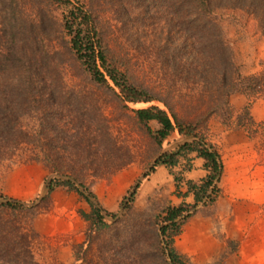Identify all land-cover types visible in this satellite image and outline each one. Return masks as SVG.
Wrapping results in <instances>:
<instances>
[{"label":"rangeland","instance_id":"1","mask_svg":"<svg viewBox=\"0 0 264 264\" xmlns=\"http://www.w3.org/2000/svg\"><path fill=\"white\" fill-rule=\"evenodd\" d=\"M29 3L32 13L44 3L48 15L56 20L57 29H48L46 49L50 54L40 73L27 71L18 75L15 70H10L0 74V116L16 117L22 135L27 137L0 159V193L24 203L35 201L38 191L33 196L27 193L29 197H23L24 180L38 177L40 170L30 164L44 161L46 152L59 166L73 167L88 188L91 182L108 181L113 174L127 171L123 178L131 175L132 179L133 176L130 189L139 183V197L131 214L119 222L116 221L124 214L123 209L119 215L122 199L114 204H101L105 207L112 205L109 212L117 215V219L105 217L110 228L95 232L89 238L84 228L79 234L58 236L55 242L33 235L37 227L46 224L34 221L36 217L51 212L60 215V210L54 209L52 197L39 207L27 206L31 210L14 211L0 207V264H30L31 257L36 264H166L159 247V226L149 216L156 211L157 191L152 183L156 180L140 177L160 153L159 148L116 93L91 79L70 50L68 35L59 26L70 6L83 4L96 21L111 64L127 71L131 80L148 90V95L166 97L170 93V102L182 115L184 110L190 112L201 102L196 101L200 87L183 82L173 73L178 67L164 60L165 55L171 54V43L167 38L171 27L164 21L163 10L159 6H151L149 10L145 3L140 6L134 0H29ZM213 15L240 72L245 76L263 74L264 35L256 18L244 9L228 7L215 9ZM145 23H151L155 33H147ZM27 30L26 27L25 32ZM9 36L7 34L6 38ZM28 42L25 38L24 46L27 47ZM32 74L37 82H46L44 87L36 88L32 102L19 100V91L16 95L9 93L7 83L19 79L22 82L19 87L24 89L22 85L29 84ZM262 89L259 93L240 94L248 101H264V87ZM153 104L164 108L156 100L128 103V107L137 109ZM238 113L234 114L233 121ZM238 117L245 122L243 128L254 138L260 160L264 161V121L250 120L244 109ZM34 135H40L44 149L28 140ZM174 140L176 137L172 134L162 147ZM54 152H57V160ZM102 198L107 196L102 195ZM57 202L61 205L64 200L58 199ZM76 209L73 212H77ZM248 237L253 239L255 236ZM248 243L244 249H238L236 242L229 243L233 255L227 260L219 259L208 264H264V243L252 240ZM254 244L257 247L252 246Z\"/></svg>","mask_w":264,"mask_h":264},{"label":"trees","instance_id":"2","mask_svg":"<svg viewBox=\"0 0 264 264\" xmlns=\"http://www.w3.org/2000/svg\"><path fill=\"white\" fill-rule=\"evenodd\" d=\"M53 1L63 2V0ZM65 1L69 2V0ZM134 1L140 6L145 3L149 10L151 6H159L163 10L164 21L171 27V30L167 31L171 54L165 55L164 60L178 67L173 73L183 82L200 87L196 101L201 102L190 112L184 110L182 115L178 113L170 102L172 101L170 93L166 97L148 95V90L131 80L127 71L111 64L103 48L96 21L83 4L70 6L59 26L68 35L67 43L70 50L86 68L91 79L116 93L123 105L133 112L137 122L158 146L159 151L163 142L175 130L181 136H194V140L179 144L160 154L144 175L145 178L157 165H164L173 176L176 194L183 197L192 196V202L182 201L177 205H167L154 211L152 215L149 214L154 219L155 225L160 226L157 231L159 247L166 264H190L188 259L176 249L174 239L180 234L185 221L199 209L200 204L208 206L217 199L220 193L218 183L224 168L221 154L207 136V121L211 116H216L224 125H230L233 112L229 105V96L233 93H259L264 87V73L245 76L240 72L213 13L215 9L222 7L244 9L256 18L261 34L264 35V0ZM30 8L32 7L29 0H0V74L10 70H15L18 75L27 71L40 73L47 65L50 54L46 49L48 29L51 27L56 31L57 23L50 14L48 15L44 3L34 9V13L30 12ZM166 8L169 10L167 11ZM26 27L27 32H25ZM144 27L148 30L147 33L153 34L156 31L151 23H145ZM7 34L12 37L6 38ZM25 38L29 40L27 47L24 46ZM170 57L171 60H168ZM18 80H12L6 84V87L9 88L10 94L16 95V91H19L18 99L27 102H32L30 100L35 98L36 88L44 87L46 83L37 82L32 74L29 77V84L22 85L25 87L22 89L19 87L22 82ZM153 100L161 102L164 108L154 104L137 109L128 107V103ZM18 105L20 106V101ZM26 108L25 106V110ZM244 112L251 120L246 108ZM238 114L236 124L246 127ZM22 133L16 117L0 116V159L24 138L27 139ZM28 140L44 149L40 135H34ZM54 155L57 160V152H54ZM193 157L203 160L206 174L199 181H184L183 174L191 169ZM40 162L49 172L73 177L84 188L86 194L70 180L53 178L48 184L47 193L33 208L49 200L51 192L61 186L87 204L88 212L80 208L76 210L86 221L85 232L88 238L95 232L110 228L111 225L106 221L103 212L112 219L117 217L116 213L109 212L100 204L91 187H87L73 167L59 166L46 152H44V161ZM138 184H134L122 198L120 208L124 209V214L116 222L131 214ZM182 184L186 185L183 192L180 187ZM0 198L9 197L0 193ZM0 207L14 211L31 210L22 201L13 198L0 202ZM27 256L31 257L28 251ZM30 264H36L32 261V257Z\"/></svg>","mask_w":264,"mask_h":264},{"label":"crops","instance_id":"3","mask_svg":"<svg viewBox=\"0 0 264 264\" xmlns=\"http://www.w3.org/2000/svg\"><path fill=\"white\" fill-rule=\"evenodd\" d=\"M229 105L233 112L230 125H224L216 116H211L207 121V136L221 154L224 167L218 183L220 193L212 204L199 207L185 221L180 234L174 239L176 249L190 264H208L219 259H229L233 255V250L229 246L232 242L238 243V249L246 248V244L251 240L264 243V161L260 160L259 149L254 146V138L243 126L233 121L234 114L246 108L254 122H263L264 101L261 99L248 101L244 95L233 93L229 96ZM173 135L176 139L183 137L176 130ZM30 165L40 170V174L31 181L26 177L23 197H29L27 193H32L33 196L37 191L40 192V187L49 173L41 162L37 161ZM126 172H117L108 181L91 183V190L100 204H114L126 195L133 179V176L131 179L129 175L124 180ZM205 174L203 160L193 157L191 169L183 174L184 181H199ZM149 178L156 180L152 182L157 191L156 210L167 205H177L182 201L192 202L191 195L183 197L176 194L173 176L164 165H157L145 180ZM121 180L124 181L121 183ZM180 187L182 192L185 191V184ZM102 195L107 198L103 199ZM50 197L53 199L54 209L60 210V215L51 212L43 217H36L34 221H43L46 224L37 227L33 235L55 242L58 236L79 234L85 228L86 221L76 211L73 212V209L80 208L88 212L87 204L61 186L56 187ZM137 197L139 188L134 206ZM58 199H63L64 202L60 205ZM103 207L108 211L113 208L112 205ZM249 235L255 237L250 239ZM255 244L252 246L257 247Z\"/></svg>","mask_w":264,"mask_h":264},{"label":"water","instance_id":"4","mask_svg":"<svg viewBox=\"0 0 264 264\" xmlns=\"http://www.w3.org/2000/svg\"><path fill=\"white\" fill-rule=\"evenodd\" d=\"M195 138H194V136H183V137H180V138H178V139H176V140H174L172 143H170L167 147H165V148H162V150L160 151V153L154 158V161H155V159L160 155V154H162V153H164L165 151H168V150H171V149H173L175 146H177V145H179V144H183V143H185V142H189V141H192V140H194ZM154 161L152 162V164L149 166V168L140 176L141 178H143L144 177V175H145V173L146 172H148L149 171V169H150V167L151 166H153V164H154ZM53 178H60V179H64V180H70V181H72L73 183H75L76 184V186L79 188V190L80 191H82V192H84L85 194H86V192H85V190H84V188L73 178V177H71V176H68V175H63V174H58V173H56V174H50V175H48L47 176V178L45 179V181L43 182V185H42V188H41V190H40V193H39V195H38V198L35 200V201H33V202H29V203H24V202H22L25 206H28V207H33L34 205H37L39 202H40V200L42 199V197H44V195L47 193V191H48V184H49V182L51 181V179H53ZM136 183H138V182H136ZM128 196V195H127ZM9 200V198H0V202H6V201H8ZM202 204H200L199 205V207L201 206ZM122 211H123V208L121 209V211H120V213H119V215L122 213ZM103 215L106 217V218H109V216H107L104 212H103ZM112 219V218H111ZM159 228H160V226H159Z\"/></svg>","mask_w":264,"mask_h":264}]
</instances>
